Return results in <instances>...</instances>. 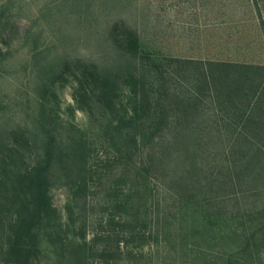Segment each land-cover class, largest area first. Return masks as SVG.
Here are the masks:
<instances>
[{
  "label": "trees",
  "instance_id": "trees-1",
  "mask_svg": "<svg viewBox=\"0 0 264 264\" xmlns=\"http://www.w3.org/2000/svg\"><path fill=\"white\" fill-rule=\"evenodd\" d=\"M250 2L256 24L238 26V32L250 27L257 40L208 44L207 57L154 51L152 42L124 20L108 28L110 41L102 45L101 55L54 56L50 47L41 49L42 33L34 25L29 28L25 38L30 41L33 35L39 81L36 107L26 125L11 129L0 123V182L10 157L22 160L27 151L34 160L31 170L11 183L13 191L7 189L20 198L21 211L4 229L0 221V248H9L0 264H32L29 256L41 252L37 238L53 209L49 183L57 162L90 174L88 132L80 129L78 142L60 138L48 98L49 86L67 74L77 80L74 99L80 110L94 113L93 104L102 109V143L114 148L90 179L75 182L71 220L80 197L109 190L102 227L107 234L116 229L115 222L128 230L142 221L133 230L146 232L163 214V237L172 232V220H181L175 237L176 246L186 251L181 264H263L264 223L247 228L246 221L264 220V208L228 211L247 199L264 198V0ZM78 5L81 14L93 15L89 2ZM15 31L17 20L0 1V65L13 55L9 37ZM124 87L128 100L119 107ZM4 104L0 99V116ZM217 148L224 152H212ZM119 241L120 247L125 241ZM72 249L73 255L88 259L86 243Z\"/></svg>",
  "mask_w": 264,
  "mask_h": 264
},
{
  "label": "rangeland",
  "instance_id": "rangeland-1",
  "mask_svg": "<svg viewBox=\"0 0 264 264\" xmlns=\"http://www.w3.org/2000/svg\"><path fill=\"white\" fill-rule=\"evenodd\" d=\"M0 1L5 4L7 12L14 14L18 27V31L9 37L13 55L0 65V99L5 102L0 123L11 129L30 123L36 107L35 96L38 93L39 81L33 60V35L30 41L26 42L25 38L33 25L35 30L42 33L39 42L42 50L50 47L54 56L60 53L71 58L101 55L102 45L110 41L108 28L116 21L123 20L137 29L144 40L152 42L150 45L154 51L173 56L207 57L205 46L208 44L257 40L250 27L244 32H238V26L256 24V21L252 20L256 14L251 13V0ZM87 2L93 10L91 16L81 14L82 8L78 5ZM199 44L204 48L200 49ZM76 86V78L67 74L49 86L48 98L57 114V134L60 138L65 142L71 139L78 142L82 135L80 129L85 134L88 132L86 139L91 149L87 165L90 174H80L78 168L64 169L59 161L55 169L53 168L49 183L53 209L50 216L40 225L42 228L37 244L41 247V252L37 257H33V254L29 256L31 263L181 264L186 251H183L184 248L180 245L176 246L175 241V237L179 236L181 220H172L175 230L172 228L167 237L160 233V229L166 227L163 214L159 224L155 216V220L145 229H148L146 232L133 230V227L143 225L142 221L130 224L128 230H122L115 222L116 229L110 230L108 234L103 232V223L108 217V208L105 207L104 201L109 190L92 192L86 199L80 197L73 216L75 222L71 220L68 206L70 199L76 194L77 189H73L75 182L84 178L90 179L95 174L94 171H97L101 158L109 151H114V148L102 143L105 127L99 120L100 116H103L102 109L93 104L95 114L80 110L74 99ZM121 93L119 107L125 105L128 100V88H121ZM212 152L223 153L224 148H217ZM33 160V154L27 151L22 160L20 155L9 158L7 176H2L3 182H0L2 228L3 224L8 225L9 221L17 218L18 210L21 211L20 198L11 196L8 192L13 191L11 183H16L19 176L31 170ZM263 208L264 198L247 199L241 203V207L230 206L228 211L256 212ZM263 223L264 220L254 219L246 221V226L257 228L263 226ZM257 235L260 236L261 232ZM119 240L125 241L120 247ZM30 243L33 246V234ZM84 243L88 247L87 260L73 255V245ZM261 248V263L264 264V247ZM8 249L7 247L2 251L0 248V259L7 257L2 252Z\"/></svg>",
  "mask_w": 264,
  "mask_h": 264
}]
</instances>
